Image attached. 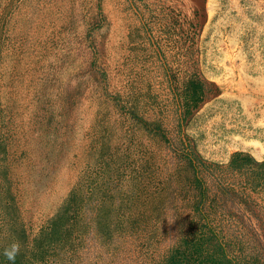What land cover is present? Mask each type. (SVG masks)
<instances>
[{"label": "rangeland", "instance_id": "374dc122", "mask_svg": "<svg viewBox=\"0 0 264 264\" xmlns=\"http://www.w3.org/2000/svg\"><path fill=\"white\" fill-rule=\"evenodd\" d=\"M241 150L264 0H0V264H264Z\"/></svg>", "mask_w": 264, "mask_h": 264}, {"label": "trees", "instance_id": "16d2710c", "mask_svg": "<svg viewBox=\"0 0 264 264\" xmlns=\"http://www.w3.org/2000/svg\"><path fill=\"white\" fill-rule=\"evenodd\" d=\"M232 164L238 170H246L252 173L254 179L258 184L264 185V161L258 162L250 155H247L242 152H237L232 157ZM202 192H204L202 190ZM58 232H55L54 235H57ZM19 259V256L16 257L15 264H24L23 261ZM3 264H10L8 262H3Z\"/></svg>", "mask_w": 264, "mask_h": 264}, {"label": "clouds", "instance_id": "9594fccd", "mask_svg": "<svg viewBox=\"0 0 264 264\" xmlns=\"http://www.w3.org/2000/svg\"><path fill=\"white\" fill-rule=\"evenodd\" d=\"M20 250L21 245L19 241L14 240L3 249L2 255L10 262V264H15L16 257L19 255Z\"/></svg>", "mask_w": 264, "mask_h": 264}, {"label": "crops", "instance_id": "0c3cea01", "mask_svg": "<svg viewBox=\"0 0 264 264\" xmlns=\"http://www.w3.org/2000/svg\"><path fill=\"white\" fill-rule=\"evenodd\" d=\"M242 151V153H245V154H247V155H249L247 152H245V150H241ZM240 152V151H239ZM250 156L251 157H253L256 161H258V162H263L264 160H260L257 156H255V155H253V154H250Z\"/></svg>", "mask_w": 264, "mask_h": 264}]
</instances>
